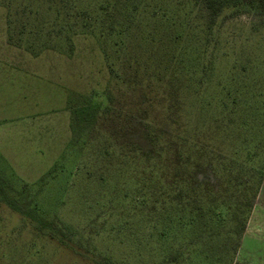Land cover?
Wrapping results in <instances>:
<instances>
[{
	"label": "rangeland",
	"instance_id": "obj_1",
	"mask_svg": "<svg viewBox=\"0 0 264 264\" xmlns=\"http://www.w3.org/2000/svg\"><path fill=\"white\" fill-rule=\"evenodd\" d=\"M263 183L259 10L0 0V264H264Z\"/></svg>",
	"mask_w": 264,
	"mask_h": 264
},
{
	"label": "trees",
	"instance_id": "obj_2",
	"mask_svg": "<svg viewBox=\"0 0 264 264\" xmlns=\"http://www.w3.org/2000/svg\"><path fill=\"white\" fill-rule=\"evenodd\" d=\"M205 2V7L208 9H211L212 6H214V4H216V8L220 9L222 7L228 6V4L230 6H242V5H249V6H253L255 9L259 10L261 13L264 14V0H231V3H228V1L226 0H203ZM99 106V105H98ZM259 172V171H258ZM257 177L261 178V173H257ZM1 193L7 197L6 192H4L3 190H1ZM256 195V194H255ZM254 199L256 198V196L253 197ZM254 199H252L251 203L249 204V209H248V215L244 217H242V221L241 223H237L238 222V218H239V206H238V202H235L232 206L227 205L226 203H221L220 205L216 206L215 209L218 210L216 212V216H218L219 218L222 216H225V218L227 217L229 219L230 222H232V229L229 228L226 232V234L228 236H233V235H239L240 237L242 235V233L244 232V229L246 227V223H247V218L251 212L252 206L254 204ZM10 204L14 207V209H16V212L23 215L26 213V211L28 210L27 207L23 206V205H16L15 203L9 201ZM242 212V209H241ZM32 219H35L37 217V215L35 213H31L30 214ZM177 255L173 254L171 256L168 257L169 262H174L176 259Z\"/></svg>",
	"mask_w": 264,
	"mask_h": 264
},
{
	"label": "crops",
	"instance_id": "obj_3",
	"mask_svg": "<svg viewBox=\"0 0 264 264\" xmlns=\"http://www.w3.org/2000/svg\"><path fill=\"white\" fill-rule=\"evenodd\" d=\"M261 188L259 189V191H258V194H257V196H256V199H255V202H254V204H253V206H252V209H251V212H250V214H249V218H248V221H247V223H246V227H245V229H244V233L242 234V238H241V241H240V244H239V247H238V251H237V254H238V257H240V250H241V245H242V240L246 237V236H249V235H254L255 236V234H254V232L252 231V226L255 224V225H257V221H255V220H253V213L255 212V209L260 205L259 203H260V201H261V199H260V197H261V193L263 192V190H264V183L262 184V186H260ZM263 216H264V214H262ZM261 218V217H260ZM258 221H259V219H258ZM258 226H260V225H258ZM257 226V227H258ZM239 260H241V257H240V259ZM238 262H240L241 264H250V262H248V261H246L245 259H243V260H241V261H238Z\"/></svg>",
	"mask_w": 264,
	"mask_h": 264
}]
</instances>
